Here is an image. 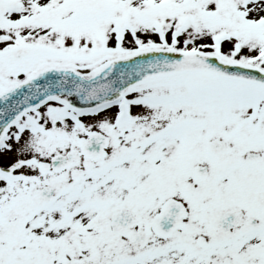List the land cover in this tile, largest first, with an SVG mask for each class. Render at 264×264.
<instances>
[{
  "label": "snow or ice",
  "instance_id": "6c2138e0",
  "mask_svg": "<svg viewBox=\"0 0 264 264\" xmlns=\"http://www.w3.org/2000/svg\"><path fill=\"white\" fill-rule=\"evenodd\" d=\"M0 264H264V0H0Z\"/></svg>",
  "mask_w": 264,
  "mask_h": 264
}]
</instances>
